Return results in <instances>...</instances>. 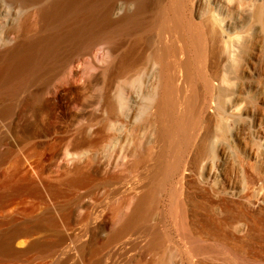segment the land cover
I'll list each match as a JSON object with an SVG mask.
<instances>
[{"label":"rangeland","instance_id":"rangeland-1","mask_svg":"<svg viewBox=\"0 0 264 264\" xmlns=\"http://www.w3.org/2000/svg\"><path fill=\"white\" fill-rule=\"evenodd\" d=\"M170 3L171 0H157V2L153 5L151 9L152 14L155 12L156 9L157 10L162 9V13L164 14V17L170 19L171 17L174 16L173 14L174 12L172 11V9H171L172 12H169L167 8L168 4ZM187 3L188 6L186 7V10L183 11V13L185 14V15L183 14L184 17L183 21H185L183 22V24L185 25L187 23L199 24V22H201L203 19H206L208 17L207 20H209V22L213 21L214 24L217 25V27L220 26L219 28L221 29L224 38L227 37L226 44L228 46L226 45V48H228L227 52L229 54L231 53V56L228 54L229 56H227V58L229 59L227 60L226 58L227 52H226V55L222 57L223 60L220 58L219 61L220 67L218 71H222V72H218V76L220 75L222 76L211 80V86L213 87V89H211L210 93L207 94V102H206L207 104L205 106V113H207L211 117L210 119L211 128L209 129L210 132H208L206 139L202 141L203 143L198 142L199 139L201 140V136H202L201 133L203 132L202 127H200L196 131L197 134L195 132V136L193 137V139L190 141V143L187 145L185 149L174 150L173 147L170 145V143H168L170 146L168 145L169 147L166 148V151L163 154V158H162V162L164 163L163 164L164 166L162 164L160 166L161 168L162 167L163 168L162 169H159L160 167L155 168L156 171L159 169L157 172H155L157 173L155 174L156 179L155 178L151 179L147 177L148 174L150 176L151 174L155 176L153 174L155 169L153 168L156 167L155 165L156 158L150 159L149 161V165L152 166L154 165L153 168L152 166H149L147 163L135 167L136 169L129 168L128 166L126 167L128 169L124 167L125 164L124 162L130 160L132 157L131 155L132 153L127 149H129V147L132 146L131 142L132 141L135 142L137 138L135 137L134 138L135 140L132 139L130 134L131 131L129 130H131L132 128L133 129L135 128L134 130H136V126H138L140 130H138L137 128L136 130L137 133L135 132V136L137 134V136L141 137L142 135V137L141 138L138 137L140 140H137V143L142 142L141 139H143L144 141L143 138L144 134L141 133L142 131L144 132L143 129L144 125L142 124L141 126L142 122L140 121L142 119L141 117L144 111L141 108L143 105L140 106V104L144 101L146 97V95L144 94L146 91H148L147 89L149 87L147 88V86L150 85V81H149L150 76L147 70L144 71V69L142 70L141 68L136 72L138 74L135 73L133 75V78L134 76L135 78L134 79L132 78L131 83L134 80L132 86L130 85V82H129L130 86L127 84L128 85L127 87L125 86L121 87V84L115 85V87L120 86L118 87V89L117 88L113 89V93L115 90V94H116V95L113 94V96L114 98L116 96L115 98L116 100L119 99V101L116 102L118 108L120 109L119 113L121 117H119L117 120H111V124H109L110 122L109 123L107 122L108 123L107 124L108 126L106 125L107 128L106 130L108 133L107 137L108 138L111 137V138L105 139L101 147L98 149L99 151L97 153L98 155L95 156L96 159L95 161H97L99 165L98 172H95L96 174L94 175L92 173L93 176L92 175L90 176L89 175L90 172H88L89 173L87 174L88 176L86 175L88 178L87 177L85 178L86 181L84 180L83 183L78 182V184L77 183L70 184V182H68L69 175L67 176V174H65L64 172L65 170H68V168H71L70 166L73 165V159L76 160L77 158L76 157L77 155H74L71 147H69L71 142H73L71 139L73 137H76V135H78V133L81 130H84L85 133H88L89 130L87 124L88 111L86 110L87 111L86 112L85 109L86 108L88 109L89 101H91L96 96L97 93L95 92H98L97 88H99V84L98 83L93 84L89 82L88 74H90L89 72L91 71L90 70L91 68H89L90 59L89 57H87V55L97 57L96 59L93 57L92 58L96 62L99 61L100 59L99 57L103 55V50L101 49V46L97 45L96 46L97 48L96 47L93 48L91 52H81L82 54L79 52H73L70 54L66 51H63L60 54L62 58H60V60L56 64L47 67L46 69L41 71L32 70L31 72L28 73L25 79L26 81L22 86L19 87V90L14 94L17 98L14 95L12 96L13 99L2 95L0 96V111H2L3 113V115H0V127H2L0 128V141L2 142V146L0 145V150H1L0 153L3 154L2 156L0 154V184L2 183L3 178L8 176L7 173H13V171L15 173L16 172L15 170L17 169L19 171H22V169L25 171V172L23 171L20 172L21 174L27 173L25 174L26 178L28 177L27 180L29 181L34 180L33 182L30 181L31 182L30 183L25 178L24 180L26 181L25 184L26 185L29 184L28 189L24 190L22 194L17 195L12 200L11 203H8L9 205L7 204L8 206L0 205V220H3L4 218H8L9 216L12 217L14 215H15L14 217L16 218H21L22 213L20 212L23 211L22 209L27 208L24 210L25 211L27 210V212H29L28 208L30 207L29 210L34 209L33 213H36V214H32V216H28V219L30 221H33L35 218L32 217L35 216L38 217L40 216V218L43 219L45 218L44 220L45 222L42 221V223L40 224L41 228L38 231V233L35 234L34 237L44 238L46 236L47 238L49 237V234L50 235L57 234L56 236L60 238L59 239L60 243H58V246L56 247L57 250L55 249L52 251L49 250L45 252L42 251L43 253L40 252L41 254L39 252H37L39 254H36L35 251L34 252L32 251L29 253L28 259H26L25 261L15 260L14 261L15 264H20V262L22 264H45L46 262L49 264H71V263L74 264V262L76 261L75 255L77 254L76 253L77 245H80L81 243L82 245L83 244L85 245L86 240L87 241L89 240L88 238L89 236H91L89 241L90 242L89 244L91 246H88L89 244H87L86 242V249L87 250L93 249L92 250L93 253L99 255V257L95 255L99 259L95 257L94 260L92 257L91 264H93L94 261H95L94 263L99 262L101 264H105V263L117 264L116 263L117 260L118 263L120 264L123 263L135 264L136 263L135 259L136 258L139 259V257H140L139 260L141 261L139 264H151L152 262L155 264L157 262V257H159V255L161 254H163L165 258L167 257L166 260L169 258L166 264H197L195 262H197L198 259L202 260V258H203L202 261H205L206 263L210 260L209 262L211 264H247V263L264 264V14H262L259 19L258 17L252 15L254 14L255 9L258 6L264 5V0H188ZM129 7L131 8L132 5H129ZM18 8L19 6L14 2L0 0V49L8 45H11L14 41L13 34L10 32L9 27L11 26L12 21L14 22L17 21L18 19V14H19ZM165 10L168 12H166ZM117 11L118 10L116 9L115 12ZM113 17L115 19L117 18L115 15H113ZM210 19L212 21H210ZM157 29L158 28L156 27L155 30L152 29L149 32V34L151 32L154 33L153 34L151 33L150 37L148 34L149 38H147V40L145 41H147V44L151 43L150 44L151 46L156 45L158 42H160V40L163 41L165 45L169 48V50H171L169 54V59L171 61L174 60L175 57L173 56L176 55L175 53L173 54L172 50L175 48V45H177V43H175L174 41L176 40L178 41V38H176L175 34L174 33L172 34V32L169 36L168 35L169 32L165 31L162 33L161 30H157ZM170 37L172 39H170ZM119 39L120 41L121 40L127 41L126 37H124V39L123 37ZM227 39L231 43H229ZM147 44H145L146 46L143 45L144 47L143 46L142 47L144 49L147 48ZM191 52H192L191 57L193 59L192 67L195 66L193 69L198 70L199 68L196 67L199 66L200 64L197 63V61L195 60L193 51ZM145 54L146 53L141 55H145ZM84 63H86L89 66L86 67V64ZM87 68H89L90 71L89 70L87 71ZM82 69H86V70H82ZM155 70L152 73L153 81H154L153 76L157 74V71L155 73ZM81 71H84L85 73ZM86 71L88 72V74ZM146 71L148 73H145ZM219 73L221 74L219 75ZM85 74L88 75V77ZM142 74L144 78L141 76ZM136 77L139 79L142 77L143 79L139 80ZM181 77L182 76H180L179 80L173 81L176 83L173 85L174 89H178V88L185 89ZM145 78L147 79L145 80ZM142 80L145 81L148 80V81L145 82ZM222 80L223 83L219 82ZM123 87L125 88V91L123 90L124 89ZM141 87H144V89ZM119 88L122 90L117 91L119 90ZM199 88L200 91L201 87ZM37 90L38 91L40 90L43 100L47 99V104H46L47 107L42 108L38 112L34 110H30L27 107H25L22 101V99H24L25 96H27L29 93L35 92ZM199 95L200 94H198V96ZM120 96H123L121 97L122 98L121 100H120ZM78 103L79 106L77 105ZM85 104L87 106H85ZM1 105L4 109H2ZM80 105L81 106L83 105L84 108L81 107ZM179 108L180 107L176 108L175 106L174 107L175 111L172 110V113L174 111L173 113L174 115L178 114ZM84 118L86 121L84 120ZM111 125L113 126V129H111L112 132L109 129L112 128ZM16 132L19 133L17 134ZM126 133L128 134L129 137L127 136ZM199 143L202 144L197 145ZM157 146H155L153 150L156 149L154 153L158 155L159 152L156 153L158 151L156 148ZM197 146L202 151L201 153L202 156H200V153L196 151ZM180 152L181 154H183L181 155L182 156L181 163L179 164L175 172L172 174V176L170 178H167L166 181L162 182L164 191L161 194L162 196L158 195L159 201L157 200V202L159 206L163 208L162 212L164 213L158 211V209H157L158 212L156 210H154L156 212L153 211L154 213L151 212V215H149V217L150 216L151 217L150 218L148 217L150 220L147 219V222L145 221L146 222L144 224L145 229L142 225V227L140 226L141 230H139V227H137L138 229L136 228L137 230L134 229L133 231L130 230L131 233L133 232L132 234H130V231H128L129 233L125 232V235L122 234L121 235L122 237L119 236V238L121 237L119 240H123V242L119 241L118 239H115V242L114 240L112 241L110 240L112 244L110 243L109 240H108L109 243L104 242L105 239H107V234H109V232L111 234L113 230H115L114 229L116 226L115 222L117 221V218H115L117 214L113 219L110 218L109 216L111 215V213H109L111 209L110 207L113 206L115 207L117 204L120 205L121 202L119 201H122L121 199L123 197H126L125 199L126 202L124 201L121 204V208H119L120 212H118V215L124 212L123 211L124 208H125L124 210L126 211L127 210L126 207L127 206L129 207L130 205V198L132 197V195L138 193L139 189L140 190L143 189L142 188L143 185L144 187H146V189L152 183L153 186L158 177L163 176L166 172H168V167H166L169 164L168 162L171 163L172 161H174L172 160L175 158L174 155L176 153L180 154ZM196 152L199 153L200 156L199 158L201 159L198 158L199 161H197V163L195 164V162L191 160L193 159L194 154L196 155L198 154ZM124 156L128 158L126 159ZM99 162H101V164ZM188 163L190 164V166ZM193 166L196 168L195 170L192 169L194 168ZM144 167H145V171H143ZM188 167L192 171H190ZM146 168L148 169L146 170ZM149 168L151 169L149 170ZM10 169L11 170L15 169V170L11 171ZM137 169H139L140 171ZM161 170H163V172ZM245 171H248L254 174L255 176H257L255 179L256 182L254 180L253 182H246L248 180H246L247 177L245 176L246 175ZM158 172L160 173L158 174ZM189 173L192 174L193 177L191 175H188ZM157 175L159 176L157 177ZM182 175L183 176L188 175L191 179L188 176L186 179L185 178L186 176L183 177ZM30 178H32L33 180ZM133 178L135 179V181ZM40 180L42 181V184ZM148 180L152 181V183L150 184ZM193 180L195 183H193ZM38 181L41 185L46 184L49 187H52L51 189L53 190L54 194L49 196L46 195V193L45 194L42 193L43 192L42 188H39V184L37 185ZM147 182H149L150 185ZM180 182L183 183L187 182V183L183 184ZM197 183L199 185L201 183V185L198 187ZM30 184L31 185L33 184L34 186L33 185L30 186ZM146 184L149 186H146ZM184 185H188V186H184ZM204 188L208 190V193L210 191L209 194L211 197L222 195L228 201L231 202H233L236 199L235 200L236 202L234 201L233 206L235 205V203L239 202V200L242 199L240 198L241 195L243 196L244 193L249 194L248 203H244V204L245 207L247 205V208L251 209V212L256 217L255 220L257 223L256 222L255 223L257 224V226L255 228L254 226L256 224L253 226L252 228L253 231H251L250 233L252 236L248 238L247 248H249L248 253L250 255L247 254V258L249 257L247 262L241 261L240 258L234 255L233 252H230L228 249H226V246H223L224 244L226 245V243H224L223 241L230 242L231 240L234 239L236 240L240 238V236H242L241 230H242L243 222L238 218L232 220L233 222H230L228 224L229 226L226 225L227 228L223 226L225 232V233L223 232L224 237H222V235L220 237L221 233L216 235H210L209 237H207L208 235H205L206 237L205 236L203 237L202 243L198 242L199 245H201L200 246L201 248H203L204 250L206 249L205 250L206 253L204 252V250L202 253L200 251V253L198 254L191 253V247L194 244L193 245L190 244L191 245L190 247L189 242L186 239L187 237L183 233H181L182 230L179 229V225H177L178 223H176L175 216L172 215L171 212L173 210L175 198L180 193L182 194V197L185 196L186 193L185 190H186L187 192H189L188 194L191 195V197L193 196L194 198V202L192 204H195V209L198 211V214L200 215L199 217L205 219L206 216L210 215L209 212L211 208H213L211 212L214 213L210 215L211 217L215 216V218H217L218 216H222V214L219 213L221 211H219L220 209L218 207L208 206L209 201H207L205 198L208 197L209 200V194L207 192H204L206 191ZM181 189H183L184 191L182 190V192H180ZM133 190H135L136 192ZM108 191L109 192L111 191L112 193L111 192L109 193ZM217 193L220 194L216 195ZM31 194L33 196H31ZM106 194L108 195V198ZM121 194H123V197H121L122 196ZM125 194L130 196L129 200H128L129 196H126ZM25 195H27L26 196L27 198L24 197ZM119 197L121 198L120 200L118 199ZM229 197L231 199L233 198L234 200H231ZM115 200L117 201V204H115L116 203ZM24 202H26L25 206H24L25 204ZM244 202H247V200L245 199ZM21 203L24 204L22 205ZM109 203L111 206L108 205ZM239 204L240 203L236 205ZM21 205L23 206V208ZM205 209H207L209 212L208 211L206 212ZM16 210H20V211H16ZM56 212H58L60 216H58L57 215L58 213L56 214ZM62 213H64V215ZM90 215L93 217H90ZM203 215L205 217H203ZM46 218L49 220V222ZM57 218H61L59 220L61 223H57L59 227L54 228L50 226L56 222H59L56 221ZM46 222H48V224H46ZM82 222L83 223L86 222V223L83 224L82 226ZM80 223L81 225H79ZM81 226L83 228L86 227L85 229L89 232H87L85 229H82ZM66 229H68L69 231ZM79 229L81 232L79 231ZM87 233L89 234V236ZM148 233L151 235H155L156 238L158 237L157 239L162 240L161 241L162 248L158 249L159 251L157 249L155 250V252L157 251L159 253L158 254L155 253L154 257L152 256V254L151 255L149 254L148 256L147 251L145 249V245H143L146 243L145 239H147L146 234ZM228 233H230V237H231L230 240ZM70 234L74 235L75 237L71 236ZM183 236H185L186 238ZM82 239H84L85 241ZM91 239L94 240L91 241ZM79 242L81 243L79 244ZM91 243L92 244L96 243V244L92 245ZM199 245L196 246L199 247ZM211 245L212 246L214 245V247H211ZM66 246L67 247L70 246V247L65 249ZM105 246L107 249L105 248ZM113 246L115 247V249ZM19 247H23V246L19 245ZM139 247L140 249L143 248L142 252L139 249ZM101 248L106 250L104 251ZM208 248L209 251L211 252L212 250L213 253L207 252ZM162 249H165L166 253L164 252V250L162 251ZM118 251L120 252L121 255L119 254ZM65 252L68 253L66 254ZM227 252H230L231 254ZM168 253H170L169 257L167 255ZM207 253L210 254L206 256ZM117 255L120 256L118 257ZM232 255L234 258L232 257ZM56 256L58 259L56 258ZM61 256L64 258V260L62 259ZM197 256L200 258H198ZM146 257L148 259H146ZM67 258L70 260H68ZM113 258H115V260ZM204 258H206V260ZM142 259L143 260L146 259V261H143L142 263ZM151 259L153 260L152 262L149 261ZM209 262L208 264H210Z\"/></svg>","mask_w":264,"mask_h":264},{"label":"bare ground","instance_id":"bare-ground-1","mask_svg":"<svg viewBox=\"0 0 264 264\" xmlns=\"http://www.w3.org/2000/svg\"><path fill=\"white\" fill-rule=\"evenodd\" d=\"M6 1L16 3L19 6V8H18L19 14H18L17 21H14V22L12 21L11 26L9 27L10 32L13 34V38H14L13 43L11 45H8V46L0 49V96L2 95V96L8 97V98L10 97L11 99H13L12 96L19 90V87L24 84V82L26 81L25 79H26L29 72H31L32 70L41 71V70L46 69L47 67H50V66L56 64L60 60V58H62L60 54L63 51H66L70 54L73 52H79V53L91 52L92 49L95 48L97 45H100L101 49L103 50V55L101 57H99L100 58L99 61L96 62L93 59V58L96 59L97 57L87 55V57H89V59H90L89 60L90 66L87 65L86 63H84V64H86V67L89 66V68H91L90 69L91 71L89 70V68H87V71L89 70L90 74H88V72L86 71L87 74L89 75V82H91L93 84L98 83L99 88L96 87L98 89V92H95L97 94L94 98L91 97L93 99L91 101H89L88 109L87 108L85 109V111L86 110L88 111V118H87V124H88V128H89V130L87 129L88 133H85L84 130H81L78 133V135H76V137H73L74 139L73 138L71 139L73 142H71V144H70L71 146L69 145V147H71V149L73 151V154L77 155L76 160L73 159V165L70 166L71 168H68V170H65V172H64L65 174H67V176L69 175L68 176L69 180L68 179L67 180H68V182H70V184L71 183H73V184L77 183L78 184V182L83 183L85 178L88 176L87 174H89L88 172H90V174H89L90 176L92 175V173L94 175V174H96L95 172H98L99 165H98V162L95 161L96 160L95 156L98 155L97 154L99 152L98 149L101 147V145L103 144L105 139L108 138L106 125L109 122H110L109 124H111V120H117L119 117H121V115L119 113L120 109L118 108V105L116 102V101H119V99L116 100L115 99L116 96L114 98L113 94H115V90L113 93V89L114 88L118 89V87H120V86L115 87L116 84H119V85L121 84V87L122 86L127 87L129 85V82H130V85L132 86L133 85L132 83H134V80L131 83L133 75L141 68H142V70L144 69V71L147 70L149 72V76H150V77L148 76L149 81H150V85H148V86L145 85V86H147V88L149 87L148 89L145 87L148 90L144 94V95H146V97L144 96L145 99L140 104V106L143 105L141 108L144 111L142 113L143 114L141 117L142 119L140 120L142 122L141 126H142V124L144 125L143 126L144 132L143 131L141 132L142 134H144L143 135L144 141H143V139H141L142 142L137 143V140H140L139 138L142 137V135H141V137H139V136H137V134L135 136V132L137 133L136 130H137L138 126H136V130H134L135 128L134 129L132 128L131 130H129V131H131V133L129 132L131 134V138L132 139H134L135 137H137V138H136L135 142H133V141L131 142L132 143V146H130L131 148L129 147V149H127L132 153L131 154L132 157L130 160L124 162L125 163L124 167L126 168L128 166L129 168L136 169L135 167H137L141 164L147 163L149 165L150 159H153V158H156V162H155L156 167H154V165L153 166L149 165V166H152V168L154 167L153 169L160 167L161 164L162 165L164 164L162 162V158H163V154L166 151V148L171 145L174 150L175 149L176 150L185 149L187 147V145L190 143V141L193 139V137L195 136V132L200 127H202L203 132L201 133L202 136L200 135L201 140L199 139L198 142H202L204 139H206L208 132H210L209 129L211 128L210 127L211 126V120H210L211 117H210V115L205 113V106L207 104L206 103L207 102V94L210 93L211 89H213V87L211 86V80L222 76V75H220L221 73H219L220 76H218V72H222V71H218L219 67H220L219 61H220V58L223 60L222 57L224 55H226V52L228 51L227 50L228 48H226V45H227L226 44V38L227 37L224 38L223 33H222L221 29L219 28L220 26L217 27V25H215L211 19H210V21H212V22H209V20H207L208 17L206 19H203L201 22H199V24H197V23H195V24L187 23L186 25L183 24V22H185V21H183V18H184L183 17V14H184L183 11H185L186 7L188 6L187 5L188 0H171V3L168 4L167 8H168L169 12H172V11L174 12L173 13L174 16L171 17L170 19L165 18L164 14L162 13V9H159V8H158L159 10L156 9L157 11L156 10H155V12L153 11L154 13L152 14L151 9H152L153 5L157 2V0H6ZM129 5H132V7L130 8ZM116 9L118 10L117 12H115ZM171 9H172V11H171ZM163 10H164V8H163ZM166 12H168V11H166ZM262 14H264V5L258 6L255 9L254 14H252V15H254L255 17H258V19H259ZM113 15H115L117 18L115 19L113 17ZM155 27L158 28L157 30H161L162 33L165 31L169 32V34H168L169 36L172 32V34L174 33L176 38H178V41L176 40L177 42L174 41L175 43H177V45H175V48L172 50L173 54L175 53V55H176V56L172 55L173 57H175L174 60L171 61L169 59V54H170L171 50H169V48L165 45V43L163 41L160 40V42H158L156 45L153 44L154 46H151L150 45L151 43L147 44V41H145V40H147V38L150 37V35L152 33L151 32L149 34V32L152 29L155 30ZM158 32H160V31H158ZM148 34H149V37H148ZM122 37H123V39H124V37H126L127 41H125V40H124L125 42L122 40L120 41L119 38H122ZM170 39H172V38L170 37ZM228 42H229V40H228ZM232 42H233V40H232ZM229 43H231V42H229ZM145 44H147V48L144 49L143 47L146 46ZM191 51H193L194 57H195V60L197 61V63L200 64L199 65L200 67L195 64L197 66L196 68H199L198 70L193 69L195 66L192 67V65H193L192 60L193 59L191 57V53H192ZM144 53H146V54L141 55ZM228 54L229 53L227 52L226 58L229 55L231 56V53L229 55ZM228 59L229 58H227V60ZM78 63H80V62H78ZM222 65H224V64H222ZM83 68H85V67H83ZM155 68H156V70H155ZM82 70H86V69H82ZM154 70H155V73L157 71V74H156L157 76L156 75L153 76L155 82L152 79V75H153L152 73L154 72ZM147 71L145 73H148ZM81 72H84V71H81ZM136 74H138V73H136ZM88 75H86V76L88 77ZM145 75H147V74H145ZM136 76H139V75H136ZM141 76L143 77V74ZM155 76H156V78H155ZM180 76H182L181 77L182 83L184 84L185 89H182V88L174 89L173 85L176 83L173 81L179 80ZM142 77L140 79L144 78V77L143 78ZM134 78H135V76H134ZM137 79H139V78H137ZM146 79L147 78H145V80ZM145 80H142V81H145ZM135 81H136V79H135ZM142 81H141V83H142ZM147 81H145V82H147ZM219 82L223 83V80L219 81ZM220 85H222V84H220ZM198 86L201 87L200 91H199L200 88ZM141 88L144 89V87H141ZM120 90H122V89L119 88V90H117V91H120ZM123 90L125 91V88ZM130 90H132V89H130ZM91 93H88V94H91ZM116 93H118V92H116ZM119 94H120V92H119ZM198 94H200V95L198 96ZM90 96H92V95H90ZM121 97H123V96H120V100L122 99ZM140 100H141V98H140ZM20 101H21V99H20ZM22 101H23V105L25 107H27L30 110H34L36 112L40 111L42 108L47 107L46 106L47 99L43 100L40 90L29 93L27 96H25L24 99H22ZM10 102H12V101H10ZM77 105L79 106V103ZM85 106H87V105L85 104ZM175 106H176V108L177 107H180V108H179L178 114L174 115L173 113L175 111V109H174ZM1 107H2V105H1ZM81 107H83V105ZM2 109H4V108L2 107ZM172 110H174L173 113H172ZM82 112H84V111H82ZM85 114H87V113H85ZM0 115H3L2 111H0ZM76 118H78V117H76ZM85 118H84V120H85ZM140 121H139V124H140ZM132 126H134V125H132ZM0 128H2V127H0ZM73 129H75V128H73ZM109 129L110 130L113 129V126H112V128H109ZM127 130H128V128H127ZM132 130H134V131H132ZM138 130H140V129L138 128ZM111 132H112V130H111ZM16 133L18 134L19 132H16ZM196 134H197V132H196ZM127 136H128V134H127ZM12 138H13V136H12ZM109 138H111V137H109ZM178 142H179V144H178ZM168 143H170V145ZM181 143H182V145H181ZM202 143H199L197 145H200ZM0 145L2 146V142ZM129 145H131V144H129ZM155 146H157L156 148L158 151L156 153L159 152L158 155L154 153L156 151V149L153 150L155 148ZM158 147H159V149H158ZM196 148H197L196 151H198L200 153V156H202L201 155L202 151L200 150V148L198 146ZM69 150H70V148H69ZM198 152H196V153H198ZM199 153L197 155L192 154L194 157L191 161L195 162V164L197 163V161H199L198 160V158L200 157ZM2 155L3 154H1V156ZM181 155H183V154H181V152H180V154L176 153L174 155L175 158L172 159L174 161H172L171 163L168 162L169 164L167 163L168 166H166V167H168V172H166L164 175L162 174L163 176H160V177H158L159 175H157L158 178H157V180L153 186H152V184H153L152 181H149L150 180L149 179L148 181L150 182V184L151 183L152 184L150 185L149 182H147L150 185L149 186L146 184V186H149V187H147V189L143 185V187H142L143 189H141V190L139 189V192L133 194L131 198L129 195L125 194L126 196H129L128 200L130 198V205H129V207L125 206L127 208L126 211L124 210L125 208L123 207L124 212L121 211L123 213H120V215H118V212H120L119 208H121V204L125 201L126 197H123V194H121L122 195L121 197H123L124 199L123 198L121 199L120 197L118 198L119 200L120 199L122 200V201H119V202H121L120 205L117 204V201L115 200L116 201L115 204H117L119 207L117 205L115 207L114 206L110 207L111 209L109 212V213H111V215H109V216L112 219L117 214V216L115 217V218H117V221L115 222L116 223V226L114 228L115 230L112 229L113 232L111 234H110V232H109V234H107V239H105L104 242L109 243L110 240L111 241L114 240V242H115V239L119 240L122 237L121 236L122 234L125 235V232H128L130 230L133 231V229L137 230L138 229L137 227H139V230H141L142 225L144 227V224L147 222V219H149L151 217V216L149 217V215H151V212H153L154 210L157 211V209H158V211L162 212L163 208L160 207L158 202H157L158 197H159L158 195H161L162 192L164 191L163 190L164 187L162 185V182L166 181L167 178H170L172 176V174L175 172V170L178 168V166L182 160ZM199 159H201V158H199ZM189 161H190V159H189ZM193 162H191V163H193ZM14 163H15V161H14ZM99 163L101 164V162H99ZM93 165H95V166H93ZM189 166H190V164H189ZM94 167H96V168H94ZM15 168H17V167H15ZM162 168L160 167L159 169H162ZM126 169H128V168H126ZM147 169L148 168H146V170ZM150 169L151 168H149V170ZM192 169L195 170L196 168L194 167ZM13 170H15V169H13ZM13 170H11V171H13ZM17 170H15L16 171L15 173H14V171H13V173H7L8 176L3 178L2 183L0 184V205L4 206V205H7L8 203H11L12 200L17 195L22 194L24 190L28 189L29 184L26 185L25 184L26 181H24L26 178L25 174H27V173L21 174L20 172H22V171L25 172V171L22 169V171L18 170L19 171L18 172ZM137 170H139V169H137ZM165 170H164V172H165ZM189 170L192 171L190 168H189ZM143 171H145V167H144ZM152 171H154V170H152ZM157 171L155 169L153 174L154 175L157 174V173H155ZM161 171L163 172V170H161ZM245 172H246L245 176L247 177L246 180H248L246 182H253V180L256 182L255 179L257 176H255L254 174H252L248 171H245ZM147 173H148V171H147ZM159 173L160 172H158V174ZM188 175L192 176V174H190V173ZM138 176H140V175H138ZM185 176L186 175H184L183 177H185ZM187 176L185 177L186 179H187ZM147 177L151 178V179L152 178L156 179V175L153 176L152 174H151V176L148 174ZM27 178H26V180H27ZM30 179H32V178H30ZM257 179H259V178H257ZM27 181H29V180H27ZM33 181H31V182H33ZM129 181H130V179H129ZM134 181H135V179H134ZM139 181H140V179H139ZM185 181H187V180H185ZM141 183H142V181H141ZM180 183H183V182H180ZM186 183H183V184H186ZM193 183H195L194 180H193ZM38 184H39V188H42V191H43L42 193H44V194L46 193V195H49V196L54 194L53 190L51 189L52 187H49L46 184L41 185L42 181H41V184L38 181L37 185ZM144 184H145V182H144ZM32 185L30 184V186H32ZM200 185H201V183H200ZM200 185L198 184V187ZM129 186H130V184H129ZM140 186H142V185H140ZM184 186H188V185H184ZM120 187H121V185H120ZM122 188H123V186H122ZM131 188H133V187H131ZM126 189H127V187H126ZM38 190H40V189H38ZM182 190L183 189H181L180 192H182ZM205 190L206 191H204V192L208 193V190L207 189H205ZM133 191H135V190H133ZM185 192H186L185 196L182 197V194L180 193L181 197L179 194L178 195L179 197L177 196L175 198L173 210L171 213H172V215L175 216L176 223H178L177 225H179V229L182 230L181 233H183L187 238L185 236H183V237H185L187 239V241L189 242V245L194 244L192 247L190 245L191 253H197L198 254V253H200V251H201V253L203 252L204 249L200 247L201 245H199L198 242L202 243L203 237L205 235H208L207 237H209L210 235H216V234L221 233L220 237H221V235H222V237H224L225 232H224L223 226H225V228H227V226H229L228 224L230 222H233L232 220H234L235 218H238L243 222L242 230H241L242 236H240V238H238L236 240L235 239L231 240L230 242L223 241L224 243H226V245L224 243H222V244H224L223 246H226V249H228L230 252H233L234 255L238 256L241 261L247 262L249 259V257L247 258V254L250 255L248 253L249 248H247L248 247V238L250 236H252L250 233H251V231H253L252 230L253 226L257 223L255 220L256 217L251 212V209L247 208V205L245 207V204H244V203H248L249 194L244 193L243 196L241 195L240 198H242L243 200L242 199L239 200V202L235 203V205L233 206V203L236 199L234 200L233 198L231 199L229 197L231 200H234V201L233 202L228 201L222 195H218L220 193H217L216 195H218V196H216V197L215 196L211 197L209 194L210 193V191H209V193H208L209 194V200H208V197L205 198L208 195H206L204 197L207 201H209L208 206L209 207H212V206L218 207L220 209L219 211H221L219 213L222 214V216H218L217 218H215V216L211 217L210 215H212V213H213V212H211V210H213V208L210 209L211 213L208 211L209 209L207 208L208 210L205 209V211L206 212L208 211L210 215L208 214L209 216H206L207 215V213H206V215L204 214L206 217L203 215V217H205V219H202L201 217H199L200 215L198 214V211L195 209V204H192L194 202L193 196L191 197V195L188 194L189 192H187L186 190H185ZM130 194H132V193H130ZM211 194H213V193H211ZM183 195H184V192H183ZM26 196L27 195H25L24 197H26ZM31 196H33V195L31 194ZM107 198H108V195H107ZM245 199L247 200V202H244ZM128 200H127V202H128ZM24 203L23 204L25 206L26 202H24ZM110 203L108 205H110ZM112 203H113V201H112ZM238 203H240V204L236 205ZM172 204H173V201H172ZM22 208H23V206H22ZM29 208H28L29 212H27V210L26 211L24 210L27 208L22 209L23 211L20 212V213H22L21 218H16V217H14L15 216L14 215L12 217L9 216L8 218H4L3 220H0V264H15L14 263L15 260L25 261L26 259H28L30 252L35 251L36 254H39L42 251H44V252L49 251V250L52 251V250H55L56 247L58 246V243H60L59 242L60 238L58 236H56L57 234L56 235H54V234L50 235L49 234V237H47V238H46V236L44 238L34 237L35 234L38 233V231L40 230V228H41L40 224L42 223V221L45 220V218L43 219V218H40V216L39 217L35 216V217H32L35 219L33 221H30L28 219V216H32V214H36V213H33L34 209L29 210ZM218 208H216V209H218ZM16 211H20V210H16ZM156 211H154V212H156ZM57 213L58 212H56V214ZM162 213H164V212H162ZM62 214L64 215V213H62ZM57 215L60 216L59 213ZM50 216H51V214H50ZM61 217H62V215H61ZM90 217H93V216L90 215ZM41 219H43V220H41ZM60 219L61 218H57L56 221H59ZM89 220H90V218H89ZM91 220H92V218H91ZM48 222H49V220H48ZM48 222H46V224H48ZM86 222H84V223L82 222V226ZM50 223H51V220H50ZM50 223H49V225H50ZM57 223H61V222L60 221L56 222L50 226H52L54 228L59 227ZM90 223H91V221H90ZM53 225H55V226H53ZM79 225H81V223ZM256 226H257V224L254 226V228ZM78 227H80V226H78ZM85 228L82 227V229H85ZM222 228H223V230H222ZM52 229H50V230H52ZM144 229H145V227H144ZM146 229H147V227H146ZM66 230H68V229H66ZM79 231H80V229H79ZM131 231H130V234L133 233V232L131 233ZM144 231H142V232H144ZM87 232H89V231H87ZM51 233H52V231H51ZM136 234H138V233H136ZM141 234H140V236H141ZM228 234L230 237V233H228ZM146 235H147V239H145L146 243L143 245H145V249L147 251L148 256H149V254L150 255L152 254V256L154 257L155 253H157V254L159 253L157 251L155 252V250L162 248L161 247V243H162L161 241L162 240L157 239L158 237L156 238L155 235H151L149 233ZM71 236H74V235H71ZM88 236H89V234H88ZM93 236H95V235H93ZM119 236H121V237L119 238ZM132 236H134V235H132ZM226 237H227V235H226ZM88 238H89V240L88 241L86 240L87 244L90 243L89 241H90L91 236H89ZM84 239H82V240H84ZM137 239H139V238H137ZM230 239H231V237L229 238V240ZM65 240H66V238H65ZM93 240L94 239H91V241H93ZM106 240L107 241L109 240V241L107 242ZM140 240H141V238H140ZM111 241H110V243H111ZM119 241L123 242V240H119ZM86 242H85V245L84 244L82 245L81 242H79V244L81 243L80 245L76 244L77 245V247H76V249H77L76 253L77 254L75 255L76 261L74 262V264H91L92 257H93V259L95 257L97 259H99L98 258L99 255H97L96 253L94 254L92 251L93 249H88V250L86 249ZM94 244H96V243H94ZM94 244H92V245H94ZM100 244H101V242H100ZM19 245H21L23 247H19ZM122 245H124V244H122ZM196 245H199V247H197ZM88 246H91V245L89 244ZM106 246H105V248H106ZM140 246H142V245H140ZM207 246H209V245H207ZM68 247H70V246H68ZM68 247L66 246L65 249ZM165 247H166V245H165ZM211 247H214V245L213 246L211 245ZM65 249H63V250H65ZM69 249H71V248H69ZM101 249L104 250L103 248H101ZM114 249H115V247H114ZM139 249H140V247H139ZM142 249H140L141 252H142ZM122 250H123V248H122ZM127 250H128V247H127ZM163 250H164V252L166 251L165 249H162V251ZM205 250H204V252H205ZM109 251H111V250H109ZM186 251H187V249H186ZM37 252H39V253H37ZM113 252H116V251H113ZM207 252H210L209 248H208ZM211 252H212V250H211ZM230 252H227V253H230ZM55 253H56V251H55ZM65 253L67 254L68 252H65ZM210 253H207L206 256ZM63 254H64V252H63ZM105 254H107V253H105ZM119 254H120V252H119ZM125 254H124V256H125ZM169 254L170 253L167 254L168 257H169ZM95 255H97L98 257ZM63 256H65V255H63ZM138 256H140V255H138ZM147 257H146V259H148ZM232 257H233V255H232ZM56 258H57V256H56ZM115 258H116V256H115ZM115 258H113V259L115 260ZM166 258L164 257L163 254L159 255V257H157V262L155 264H166L168 259H169L168 258L166 260ZM198 258H200V257H198ZM206 258H204V259L206 260ZM62 259L64 260L63 257H62ZM123 259H124V257H123ZM137 259L138 258L135 259L136 260L135 264H139L141 262L139 260L140 257L138 259L139 261ZM146 259L145 260L142 259V263H143V261H146ZM68 260H70V259H68ZM202 260H203V258H202ZM202 260L198 259L197 262H195V263H197V264H208V262L210 261L209 260L206 263L205 261H202ZM149 261L152 262L153 260L151 259ZM65 262H63V263H65ZM94 262H93V264H101L99 262H96V263H94ZM116 263L120 264V263H118V260ZM144 263H146V262H144ZM20 264H22V263L20 262ZM47 264H49V263H47ZM113 264H115V263H113ZM132 264H134V263H132ZM151 264H154V263L152 262Z\"/></svg>","mask_w":264,"mask_h":264}]
</instances>
